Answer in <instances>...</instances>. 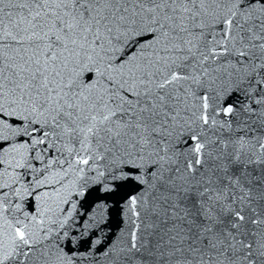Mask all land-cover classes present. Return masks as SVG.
Segmentation results:
<instances>
[{"label": "snow or ice", "instance_id": "obj_1", "mask_svg": "<svg viewBox=\"0 0 264 264\" xmlns=\"http://www.w3.org/2000/svg\"><path fill=\"white\" fill-rule=\"evenodd\" d=\"M0 264H264V0H0Z\"/></svg>", "mask_w": 264, "mask_h": 264}, {"label": "water", "instance_id": "obj_2", "mask_svg": "<svg viewBox=\"0 0 264 264\" xmlns=\"http://www.w3.org/2000/svg\"><path fill=\"white\" fill-rule=\"evenodd\" d=\"M104 195H105V193L98 190L97 188H94L84 199L89 200V199H94L97 196L103 197ZM111 228H112L113 232L117 231L115 224L111 225Z\"/></svg>", "mask_w": 264, "mask_h": 264}]
</instances>
